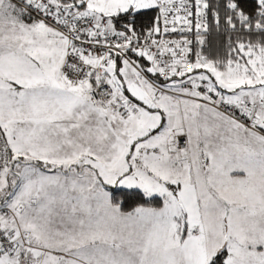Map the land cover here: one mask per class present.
Segmentation results:
<instances>
[{"label":"snow or ice","instance_id":"snow-or-ice-1","mask_svg":"<svg viewBox=\"0 0 264 264\" xmlns=\"http://www.w3.org/2000/svg\"><path fill=\"white\" fill-rule=\"evenodd\" d=\"M0 264H264V0H0Z\"/></svg>","mask_w":264,"mask_h":264}]
</instances>
